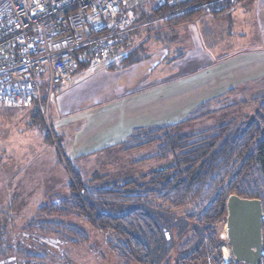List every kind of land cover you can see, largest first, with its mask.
Instances as JSON below:
<instances>
[{
  "label": "rangeland",
  "instance_id": "374dc122",
  "mask_svg": "<svg viewBox=\"0 0 264 264\" xmlns=\"http://www.w3.org/2000/svg\"><path fill=\"white\" fill-rule=\"evenodd\" d=\"M249 1L252 3L251 0H219L225 7L222 8V11L221 8L220 10H211L205 4L192 6L190 8L197 10L196 16L191 22H184L179 26H174L173 23L165 22V20L185 10L178 11L176 14L168 13L159 16L154 14L151 9L152 6L148 5L146 0H144L141 8L139 7L141 0L132 5L134 28L132 27L127 35H131L133 43L127 47H122V45L118 47L117 50L120 49V53L125 54L134 47H141L142 45L140 58L134 63L147 60L148 55L159 51H163L165 56L171 54H178L179 56L180 52L185 54L194 45V38L192 34H189V29L196 27L202 34L206 35V39H204L208 42L207 46L214 44L213 51H211L215 56H220L214 71H222V76L225 78L222 77L223 82L220 85L207 82L201 86V89L204 88V93H208L206 99H201L200 102L190 100V102H194L192 103L193 106L188 110L185 109L186 111L180 115L182 117L180 121L172 124L160 122L159 125L141 127L136 129L131 137L139 129H146L145 133H147L155 127L169 125L173 126L171 128L173 132L199 134L201 137L208 130H212L221 124L228 123L231 127L234 125L235 127H246L251 121L257 119L264 97V75L254 77L260 66L251 67L254 63L251 62V66L244 65L240 69L238 68V73L233 72L239 80H236L235 76L233 81H231L232 78H226L232 70L231 67L248 60L249 57L246 52L257 46L255 40H246V32L255 34L259 24L247 16H240L239 9L244 10L245 6L250 4ZM137 9L142 11L145 9L146 13L152 15L140 28L135 25L138 18L135 14ZM117 59L120 61V57ZM205 62L208 64L210 61L200 60L198 64L204 65ZM89 67H92L91 69L94 71L98 69L94 65ZM204 69L206 66L201 68V71ZM79 72L81 69L76 71V73ZM194 81L195 77H191L185 86L194 83ZM175 85L174 87L183 88L181 84L176 83ZM164 88L170 90V86ZM160 92L161 88L158 89V93ZM173 103H179V101L174 99ZM34 109H12L0 113V162H2L0 163V264H146L141 259L126 262L118 257V254L105 242V239L109 237V231L111 232L112 229L108 230V233L101 232L93 225L85 223L88 224L87 230L91 235L90 240L73 244L72 239L68 237L65 238L46 229L43 231L37 227L38 225L36 227L31 226V219L39 214V209L43 206L48 205L47 208H51L52 204L59 205L62 198L69 195L70 184L74 182L77 185L69 170V163L80 172L86 184L99 185L122 183L136 178H142V181L147 182L149 180L148 174L153 170L160 171L166 166L172 167L174 162L168 164L169 162L155 157L158 154L157 144L131 147V142L132 144L135 143L132 139H129L125 147L102 149L93 152L91 155H78L70 158L55 133L52 118H48L46 113H42V110L40 112L39 109H36L40 112L41 120L39 123L33 125L28 119ZM48 110L50 112V107ZM44 130L48 133L46 136L53 143L46 140V148L38 156L37 150L31 146L33 145L31 143L41 144L39 146L43 148L45 144L42 131ZM7 149L9 153L6 152ZM21 157L22 159L27 158L29 161L26 163L27 168L22 169L23 173H18L17 176V170L13 172V169L16 168L14 163L17 165V159ZM6 159H9L7 164L3 162ZM170 159L172 161V158ZM3 166L8 167V173ZM10 168L12 169L10 170ZM11 174H15L17 177L12 178ZM23 183H27L28 186L21 187ZM10 184L11 186L14 185V191H6ZM3 187L5 188L3 189ZM147 189H150V185H146L144 190ZM156 199L157 196L152 198L154 201ZM164 209L178 216H184L190 213L193 207L184 206L175 209L165 206ZM67 221L80 223L75 217L68 218ZM226 233L228 234L225 222L219 230L220 249L224 257L223 264L234 261L230 235L228 234L229 240L227 241ZM197 239L195 240L194 231L191 229L182 232L175 229L174 248L170 260L166 264H177V255L185 248L186 250L188 247L193 248ZM186 245L190 246L187 247ZM184 246L186 247L184 248ZM29 251L37 255L48 254L50 261H43L38 257L29 258L24 253ZM202 254V260L197 264H204L202 261L207 256L205 248L202 249ZM211 255L215 254L212 252Z\"/></svg>",
  "mask_w": 264,
  "mask_h": 264
},
{
  "label": "trees",
  "instance_id": "16d2710c",
  "mask_svg": "<svg viewBox=\"0 0 264 264\" xmlns=\"http://www.w3.org/2000/svg\"><path fill=\"white\" fill-rule=\"evenodd\" d=\"M198 4H205L214 11L225 8L219 0H186L174 7L156 8L152 5V11L163 16L185 10L165 20L179 26L192 21L197 10L190 7ZM151 16L150 13H139L136 22L145 23ZM140 49L142 45L123 54L115 67L139 60ZM89 64V61L81 62L79 66L87 67ZM7 110L10 109L0 110V113ZM32 114L34 121L39 123L40 112L34 109ZM172 127H155L147 133L146 129H139L131 138L135 142H131V147L157 144L155 157L168 164L174 162L172 167L153 170L148 174L147 182L136 178L122 183L89 185L69 163L77 185L74 182L70 184L69 195L63 197L59 205L52 204L51 208L45 205L39 209V214L31 219V226L38 225L43 231L46 229L68 237L73 244L90 240L88 224L101 232L108 233L112 229L105 242L118 257L126 262L141 259L146 264H166L174 248L175 229L180 232L191 229L195 240L198 238L197 243L193 248L186 245L187 250L184 246L185 249L177 255V264L199 263L203 248L207 256L202 263L223 264L219 230L226 222L228 197L237 194L259 198L264 207V97L257 119L246 127H231L225 123L208 130L201 137L199 134L173 132ZM46 140L50 141L48 136ZM148 184L150 189L144 190ZM154 196H157L156 201L152 200ZM165 206L175 209L192 206L193 210L178 216L165 210ZM72 217L80 223L67 221ZM225 238L229 240L227 233ZM212 252L215 255H211ZM24 253L29 258L50 261L48 254ZM227 264L246 263L234 260ZM261 264H264V255Z\"/></svg>",
  "mask_w": 264,
  "mask_h": 264
},
{
  "label": "crops",
  "instance_id": "0c3cea01",
  "mask_svg": "<svg viewBox=\"0 0 264 264\" xmlns=\"http://www.w3.org/2000/svg\"><path fill=\"white\" fill-rule=\"evenodd\" d=\"M251 1L252 3L249 1L250 4L245 6L244 10H239L240 16H247L259 24L255 34L246 32V40H255L257 46L246 52L248 60L231 67L233 71L230 70L226 77L232 78L231 81L234 80V76L236 80H239L234 73H238V68L240 69L241 66H251V62H254L251 67L260 66L254 77L264 75V0ZM143 2L144 0H141V6L138 3L140 8L143 7ZM146 2L152 6L151 0H146ZM143 10L137 9L135 14L137 16L138 13L143 14L146 11ZM135 25L140 28L145 24ZM127 34L128 32L123 35L122 47L133 43L131 35ZM189 34H192L194 38V45L192 44V48L185 54L180 52L179 56L178 54L165 56L163 51L151 54L149 52L147 60L115 67V64H119L117 58L124 54L120 53V49H116L100 60L98 65L89 64V66H97V70L94 71L89 66H78L73 73L70 87L66 89L56 87L50 114L55 133L70 158L78 155H91L102 149L125 147V144L132 138L131 135L138 128L159 125L160 122L172 124L180 121L182 118L180 115L192 107V103L206 99L208 93H204V88L201 89V86L207 82L222 84V77L225 78L222 76V71H214L220 57L212 53L214 44L207 46L206 35L196 27H190ZM200 60L210 62L208 64L205 62L204 65L198 64ZM204 66L206 69L201 71ZM207 66H209L208 69ZM79 69L81 72L76 73ZM191 77H195L194 83L185 86ZM176 83L181 84L183 88L174 87ZM169 86L170 90L164 88ZM159 88H161L160 93H158ZM174 99H177L179 103H173ZM192 99L194 102H190ZM28 119L33 125L37 123L32 113ZM42 132L45 135H43L44 147L41 148V144L39 146L34 142L31 143L33 144L31 146L37 150L38 156L47 144L46 132L45 130ZM6 152L9 153V150L7 149ZM8 160L3 162L7 164ZM17 161V165L14 163L16 168L13 172L17 170L18 176V173H23L22 169L27 168L26 163L29 159L21 157ZM3 167L8 173V167ZM17 176L13 174L12 178ZM27 186V183L21 185L23 188ZM14 190V185L10 184L6 191Z\"/></svg>",
  "mask_w": 264,
  "mask_h": 264
},
{
  "label": "built area",
  "instance_id": "2783aa9c",
  "mask_svg": "<svg viewBox=\"0 0 264 264\" xmlns=\"http://www.w3.org/2000/svg\"><path fill=\"white\" fill-rule=\"evenodd\" d=\"M138 1L2 0L0 110L35 108L51 118L56 87L71 86L79 63L98 65L123 44L133 27L131 7ZM185 1L151 4L165 8Z\"/></svg>",
  "mask_w": 264,
  "mask_h": 264
},
{
  "label": "water",
  "instance_id": "95a60500",
  "mask_svg": "<svg viewBox=\"0 0 264 264\" xmlns=\"http://www.w3.org/2000/svg\"><path fill=\"white\" fill-rule=\"evenodd\" d=\"M226 205V225L234 260L239 263L261 264L264 255L262 200L231 194Z\"/></svg>",
  "mask_w": 264,
  "mask_h": 264
}]
</instances>
